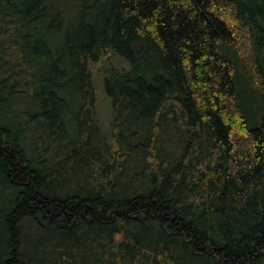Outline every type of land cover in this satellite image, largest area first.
<instances>
[{"label":"trees","instance_id":"obj_1","mask_svg":"<svg viewBox=\"0 0 264 264\" xmlns=\"http://www.w3.org/2000/svg\"><path fill=\"white\" fill-rule=\"evenodd\" d=\"M0 264H264V0H0Z\"/></svg>","mask_w":264,"mask_h":264},{"label":"rangeland","instance_id":"obj_2","mask_svg":"<svg viewBox=\"0 0 264 264\" xmlns=\"http://www.w3.org/2000/svg\"><path fill=\"white\" fill-rule=\"evenodd\" d=\"M108 61L109 59L105 60L104 62L98 61V63L91 65L93 85L96 91V114L101 129L107 134H109L108 132H111V106L109 98L105 94L102 83V68Z\"/></svg>","mask_w":264,"mask_h":264}]
</instances>
